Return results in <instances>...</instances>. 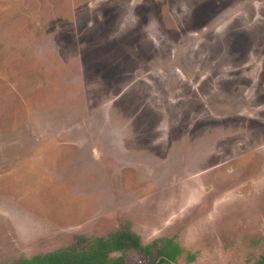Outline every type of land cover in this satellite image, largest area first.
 Listing matches in <instances>:
<instances>
[{"label": "rangeland", "instance_id": "1", "mask_svg": "<svg viewBox=\"0 0 264 264\" xmlns=\"http://www.w3.org/2000/svg\"><path fill=\"white\" fill-rule=\"evenodd\" d=\"M120 233L264 256V0H0V264Z\"/></svg>", "mask_w": 264, "mask_h": 264}, {"label": "trees", "instance_id": "2", "mask_svg": "<svg viewBox=\"0 0 264 264\" xmlns=\"http://www.w3.org/2000/svg\"><path fill=\"white\" fill-rule=\"evenodd\" d=\"M89 248L85 250L63 249L61 251L50 253L44 256H38L31 260H24L16 264H125L123 257L111 259L109 253L121 250L138 249L137 238L128 233H120L110 236L109 240L98 239L92 241ZM173 242L166 241L158 254L159 260H152L150 264H171L176 261L178 248ZM144 253L151 254V248L145 247ZM264 264V256L256 263Z\"/></svg>", "mask_w": 264, "mask_h": 264}]
</instances>
